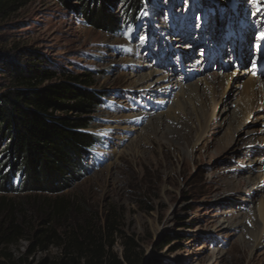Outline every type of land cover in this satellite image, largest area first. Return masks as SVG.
Here are the masks:
<instances>
[{
	"label": "rangeland",
	"instance_id": "obj_1",
	"mask_svg": "<svg viewBox=\"0 0 264 264\" xmlns=\"http://www.w3.org/2000/svg\"><path fill=\"white\" fill-rule=\"evenodd\" d=\"M144 1L145 13L134 22L125 14L127 6L115 3L112 14L121 30L109 29L102 14L92 24L76 11L78 0H21L8 16L0 17V57L24 62L28 50L44 54L75 74H88L91 88L104 92L90 114L87 130L100 141L82 179L61 193L0 192V221L11 213L35 229L51 216L59 232L81 225L93 233L100 227L105 234L108 219L113 252L122 257L128 250L141 264H264V244L253 245L264 182L256 179L258 170L238 168L245 147L233 113L237 95L232 89L222 95L210 118L211 99L200 109L192 98L180 109L165 81L151 89L134 83L151 69L158 71L156 78L171 73L192 82L206 69L225 67L234 73L235 86L249 66L241 70L225 57L226 66L214 62L206 68L204 44L197 43L224 36L231 18L247 21L240 30L249 36V28L263 21L264 0ZM238 47L237 41L231 54ZM238 53L243 56L242 49ZM194 60L203 70H190L187 64ZM3 62L1 84L7 77ZM260 112L264 109L254 110ZM167 114L173 118L160 123ZM253 137L250 158H264V140ZM56 201L62 208L59 214ZM165 236L171 241L160 246ZM27 246L21 240L9 253L15 257ZM60 255L51 245L36 250L29 260L37 264L45 258L53 264Z\"/></svg>",
	"mask_w": 264,
	"mask_h": 264
},
{
	"label": "trees",
	"instance_id": "obj_2",
	"mask_svg": "<svg viewBox=\"0 0 264 264\" xmlns=\"http://www.w3.org/2000/svg\"><path fill=\"white\" fill-rule=\"evenodd\" d=\"M20 1L0 0V17L8 16ZM117 1L78 0L74 7L92 24H97V14H102L109 29L121 30L112 14ZM120 1L127 6L125 14L131 22L144 15V0ZM27 53L24 62L0 57L7 75L0 83V192L61 193L89 169L88 161L100 139L87 128L104 92L91 88L88 74H75L44 54ZM54 209L60 213L58 201ZM18 218L10 213L0 221V264H33L30 255L51 245L61 251L53 264H141L128 250L122 257L113 252L108 219L104 234L100 227L93 233L81 225L59 232L51 216L35 229L26 228L28 223ZM21 240L28 246L13 257L9 249ZM170 241L165 236L160 246ZM47 261L44 258L37 264ZM148 264L164 263L153 260Z\"/></svg>",
	"mask_w": 264,
	"mask_h": 264
},
{
	"label": "bare ground",
	"instance_id": "obj_3",
	"mask_svg": "<svg viewBox=\"0 0 264 264\" xmlns=\"http://www.w3.org/2000/svg\"><path fill=\"white\" fill-rule=\"evenodd\" d=\"M200 40L201 41L197 43V45L204 44V46H206V44L209 43L208 41L205 42V38H201ZM243 42L244 41H242L241 44ZM238 44H239V41H238ZM239 48L240 47L236 49L238 50ZM236 54L237 52H235V55ZM239 54L240 56L242 55V53H238V55ZM214 62L220 63L218 60ZM214 62L209 63V66L213 65L214 67ZM187 65L189 67H192L190 68V70L192 71L193 70H196V71L203 70V67L200 65V63L197 62V60H194L192 63H189ZM220 65H223V64L220 63ZM209 66H207V61H206L205 67L208 68ZM217 68L218 67H216V69ZM255 71H258V69L254 70L253 66L244 68L240 74L242 77H240L237 80V84L235 86L232 85V78L234 76V73L227 72L225 67H221V71H209L208 72L206 69L205 71H202L203 72L201 74L202 77L200 76V78H197V80L192 81V82H185L184 81L185 78H183L184 77L183 74H182L183 76L181 77L180 76L176 77V74L166 73L165 75L163 76L160 75L159 77L156 78L158 71L155 69H151L150 71L140 76L136 80L134 79L135 80L134 83L135 85H138L141 88L151 89V87L154 86L156 82L165 81L167 83V89H169L167 93H176L174 105L178 106V108L180 109L186 108V105L189 102H192V100H194L192 98L197 99L198 101L197 106L200 109L202 108V105L205 106L204 102L206 100L208 101V99L209 100L211 99L213 101V109L212 110L210 109L211 112H210V115H208L210 118L214 115V108L215 106H217V102L219 101L220 97L224 94H227V92L231 91L232 89V91H234V94L237 95L238 97L237 102L235 103V109L233 113H234L236 121L238 122L237 128L240 134L239 139L244 141L243 146L245 147L242 150L241 164L238 166V168L240 169L244 167L249 172L258 170L259 175H258V178L256 179L259 180L258 182H264L263 181L264 179L262 180L264 176V158L262 156L256 157L254 159L250 158V153L253 150L254 142L252 141L254 140V137H253L254 134L259 136L258 138H262V140H264V136H262V134L264 135V112H260L259 114L254 113V110L264 109V77L256 78L253 75ZM188 79H185V80H188ZM168 114L167 116L164 115L163 118L159 120V122L165 123L167 120H171L173 116L168 115ZM243 115H245V119L241 120L240 118ZM256 122H258L259 124V126L256 128H251L246 125L248 123H256ZM256 142L257 141H255V143ZM248 146H250V148ZM246 161H248V165L244 164ZM254 163L255 165L256 164L257 165L253 166ZM258 182L255 181L257 185L259 184ZM255 183L253 184L255 185ZM257 214L260 217V225H259L260 228H259L258 234L255 235V241L253 244L254 247L256 248L264 244V235H263L264 234V203L263 202L260 203L259 208L257 210ZM240 224H244V222L241 223V221H239V225ZM225 226H231V224H225Z\"/></svg>",
	"mask_w": 264,
	"mask_h": 264
},
{
	"label": "snow or ice",
	"instance_id": "obj_4",
	"mask_svg": "<svg viewBox=\"0 0 264 264\" xmlns=\"http://www.w3.org/2000/svg\"><path fill=\"white\" fill-rule=\"evenodd\" d=\"M262 38H264V33H261Z\"/></svg>",
	"mask_w": 264,
	"mask_h": 264
}]
</instances>
